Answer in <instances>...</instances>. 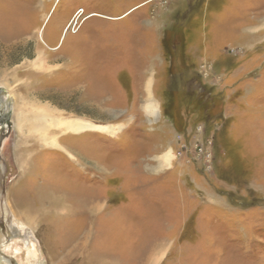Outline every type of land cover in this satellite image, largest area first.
Here are the masks:
<instances>
[{"label": "rangeland", "instance_id": "374dc122", "mask_svg": "<svg viewBox=\"0 0 264 264\" xmlns=\"http://www.w3.org/2000/svg\"><path fill=\"white\" fill-rule=\"evenodd\" d=\"M0 264H264V0H0Z\"/></svg>", "mask_w": 264, "mask_h": 264}, {"label": "bare ground", "instance_id": "6f19581e", "mask_svg": "<svg viewBox=\"0 0 264 264\" xmlns=\"http://www.w3.org/2000/svg\"><path fill=\"white\" fill-rule=\"evenodd\" d=\"M38 63H39V59L37 58V59H35L33 64L35 65ZM148 93H149V89H148ZM144 108L146 110V113L148 115H150L151 117L156 118L158 116V113H159L158 106H157L156 102L151 98L150 93H149V98L145 102ZM45 118H46V116L44 118H42V121H44ZM52 122H54L55 125H57L59 123V125L62 126L65 130H68V131H71L74 133H81V132H84L87 130H98V131H106V132L112 131V129L109 125H98L92 121L84 120V119H80V118H66V119L65 118H61V119L57 118L56 120H53ZM39 128L43 129L44 125L41 124L39 126ZM171 158H172V154L170 151H167L166 153L162 154L160 157V159L162 161V165L164 167L169 166L170 162H171ZM54 203L57 206L61 202L59 200H56ZM29 243H30V241H29ZM29 243H28V241H25V244H29ZM31 244L33 245L32 241H31Z\"/></svg>", "mask_w": 264, "mask_h": 264}, {"label": "trees", "instance_id": "16d2710c", "mask_svg": "<svg viewBox=\"0 0 264 264\" xmlns=\"http://www.w3.org/2000/svg\"><path fill=\"white\" fill-rule=\"evenodd\" d=\"M188 97H189V99H191V101L189 102V103H191V102H193V99H195L196 101H198V103H199V105H201L202 106V109H205L206 107H207V102H205V101H201L200 99V101L198 100V98H197V96H194L192 93H190V92H188ZM203 115H205V116H209V113H204ZM210 117V116H209Z\"/></svg>", "mask_w": 264, "mask_h": 264}]
</instances>
